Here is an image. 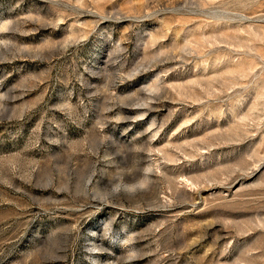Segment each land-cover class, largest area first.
Masks as SVG:
<instances>
[{"label":"rangeland","instance_id":"374dc122","mask_svg":"<svg viewBox=\"0 0 264 264\" xmlns=\"http://www.w3.org/2000/svg\"><path fill=\"white\" fill-rule=\"evenodd\" d=\"M0 264H264V0H0Z\"/></svg>","mask_w":264,"mask_h":264}]
</instances>
